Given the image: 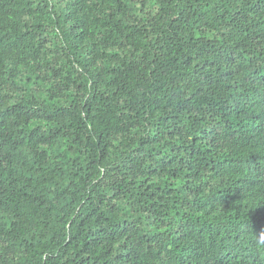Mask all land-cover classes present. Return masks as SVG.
Here are the masks:
<instances>
[{"label": "trees", "instance_id": "16d2710c", "mask_svg": "<svg viewBox=\"0 0 264 264\" xmlns=\"http://www.w3.org/2000/svg\"><path fill=\"white\" fill-rule=\"evenodd\" d=\"M0 264H264V0H0Z\"/></svg>", "mask_w": 264, "mask_h": 264}]
</instances>
